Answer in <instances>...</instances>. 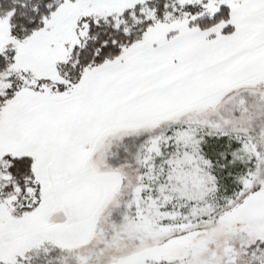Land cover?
I'll return each instance as SVG.
<instances>
[{
    "label": "snow or ice",
    "instance_id": "snow-or-ice-1",
    "mask_svg": "<svg viewBox=\"0 0 264 264\" xmlns=\"http://www.w3.org/2000/svg\"><path fill=\"white\" fill-rule=\"evenodd\" d=\"M0 264H264V0H0Z\"/></svg>",
    "mask_w": 264,
    "mask_h": 264
}]
</instances>
